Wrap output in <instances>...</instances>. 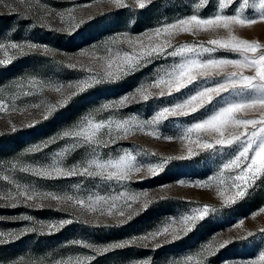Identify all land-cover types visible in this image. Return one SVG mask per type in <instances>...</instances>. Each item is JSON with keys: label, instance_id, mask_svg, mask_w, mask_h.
I'll return each instance as SVG.
<instances>
[{"label": "rangeland", "instance_id": "rangeland-1", "mask_svg": "<svg viewBox=\"0 0 264 264\" xmlns=\"http://www.w3.org/2000/svg\"><path fill=\"white\" fill-rule=\"evenodd\" d=\"M123 3L125 7L122 8L117 7L113 0H24L23 3L20 0H3L0 3V43L34 42L50 50L44 54L43 47L37 50L26 47L21 54L7 47L0 49V60L12 57V62L0 65V100L7 105L5 111L0 112V177L8 175L21 185L36 186L41 192L104 194L113 191L98 179H40L12 170L11 165L15 162L50 163L53 154L69 143L58 139L63 130L89 113H95V109L104 103L125 94L131 95L165 62L155 61L122 80L95 86L74 97L47 120L43 117L44 106L37 109L32 108L31 104L40 103L41 100L56 103L61 97L48 88L43 91H39L38 87L32 88L29 84L31 77L36 76L52 83H75L87 73L67 65L78 61L89 64L86 58L79 55L80 51H90L93 46L103 47L105 42L116 36L125 39L139 35L144 43H148L143 34L164 22H172L190 14L208 18L219 11L218 0H206L199 7L201 0H151L143 9L139 8L137 0H123ZM230 12L234 14L231 5L225 9V13ZM58 13L63 14V19ZM250 14L258 15L255 11L244 13L245 16ZM77 25H80L78 31ZM235 35L241 39L264 42V23L237 28ZM228 37L229 32L221 29L200 31L195 35L181 34L175 38V42L204 43L208 46L206 42L211 38ZM113 47L127 48V44L118 43ZM214 55L234 56L224 50H218ZM25 91L38 94L25 96ZM178 96L139 101L122 109L118 115L120 118L136 115L140 120L150 119L161 106L174 102ZM205 114L202 112L200 116ZM108 115L103 113L97 118L106 119ZM191 120L193 117L170 119L158 126L159 131L162 135L178 134L184 124ZM33 123L35 126H32ZM147 131L130 134L127 139L118 141L112 151L119 153L126 148L146 163H156L169 156L186 155L184 145L179 141L156 139L148 136ZM53 138H57L56 143H49ZM44 144H48V147L43 148ZM34 147L43 150L36 153L28 151ZM227 154L208 153L189 160H172L154 178L141 179V176H146L143 171L134 175L126 187L132 192L147 191L151 204L147 210H140L123 225L117 223L118 216L107 215V207L103 209V215L99 210L88 213L79 206L60 204L46 197H36L32 201L18 197L19 203L13 207L16 201L6 197L10 191H17L16 185L0 179V233L4 234L0 240L11 241L0 243V264H14L18 260L22 264H54L55 261L83 256H94L91 264H139L143 260H148L149 264H175L176 261L187 260L189 256L192 257L189 264H199L201 259L205 260V264H249L253 259L258 261L259 254L264 252V234L259 231L264 228V212L258 211L264 206V181H258L246 198L231 206H223L214 190L179 184L180 180H205L215 173ZM85 155L84 150H77L69 155L66 163L70 166ZM114 190L118 192L120 189L116 187ZM205 204L214 205L216 211L210 213L204 222L184 238L158 248L157 242L139 241L124 249L98 254L72 243L78 240L104 246L139 237L162 226L169 218L178 217L192 207ZM133 208L140 209V205L134 204ZM23 216L31 219H22ZM69 219L73 222L63 227L56 225L58 230H50L51 222ZM241 219L244 224L236 228L235 225ZM26 228L33 231L22 232ZM249 231L255 235L245 239ZM214 234L218 241L230 239L236 242L214 256L204 258L196 255L202 245L214 238ZM13 236L17 238L12 239Z\"/></svg>", "mask_w": 264, "mask_h": 264}, {"label": "snow or ice", "instance_id": "snow-or-ice-1", "mask_svg": "<svg viewBox=\"0 0 264 264\" xmlns=\"http://www.w3.org/2000/svg\"><path fill=\"white\" fill-rule=\"evenodd\" d=\"M2 2L3 0H0V3ZM23 2L24 0H20V3ZM149 2L151 0H137L140 9L145 8ZM205 2L206 0H201L198 7ZM113 3L117 7H125L123 0H113ZM218 4L219 11L211 17L190 14L172 22H164L145 32L143 37L148 43H144V39L139 35L125 39L116 36L105 42L103 47L93 46L90 51H80L79 55L86 58L89 64L78 61L67 65L69 68H79L87 73L75 83H52L40 80L36 76L31 77L29 84L32 88L38 87L39 91L48 88L61 97L56 103L41 100L40 103L31 104L32 108L37 109L43 105V117L47 120L74 97L95 86L122 80L155 61L165 62L131 95L125 94L119 99L104 103L95 109V113H89L63 130L58 139L67 140L69 143L53 154L50 163L15 162L11 165L12 170L28 173L40 179L74 177L98 179L113 191L104 194L41 192L34 185H21L5 175L0 179L15 184L17 188L15 193L10 191L6 197L16 201L12 206H17L18 197H23L26 201L46 197L60 204L70 203L79 206L88 213H96L99 210L103 215V209L107 207V215L118 216L117 223L123 225L140 210H147L151 204L147 191L132 192L126 187V183L131 181L134 175L143 171L146 176H141V179L154 178L172 160H189L208 153L228 154L219 163L213 175L207 176L205 180H180L181 186L214 190L216 198L223 206H231L246 198L258 181H264V42L241 39L235 35L237 28L250 27L258 22L264 23V0H218ZM230 5L234 8V14L225 13V9ZM245 11L249 13L255 11L258 15L245 16ZM58 15L63 19L62 13ZM76 27L78 31L80 25ZM221 29L227 30L229 37L211 38L206 42L208 46L204 43L175 42V38L181 34L195 35L200 31ZM118 43H126L127 48L113 47ZM6 47L18 50L21 54L26 47L31 50L43 47L44 54L50 51L47 46L34 42H10L7 45L0 43V49ZM218 50L233 53L234 56L217 57L214 54ZM10 62L12 57L0 60V65H7ZM37 94L38 92L34 91L24 92L25 96ZM177 94L179 96L174 102L161 106L150 119L140 120L136 115L120 118L118 115L122 109L133 103L148 102L152 98H166ZM6 107L5 102L0 100V112H4ZM202 112L206 114L200 116ZM103 113H109L106 119L97 118ZM187 117H193V120L186 122L178 134L162 135L159 131L158 126L170 119ZM146 129L148 130L146 134L156 139L179 141L184 145L186 155L169 156L156 163H146L126 148L119 153L112 151L118 141L127 139L136 131L145 132ZM56 139H51L49 143H56ZM47 147L48 144L43 145V148ZM43 148L34 147L28 151L36 153ZM81 149L85 151V157L69 166L66 163L69 155ZM151 155L154 156L155 153ZM116 187L120 189L118 192L114 190ZM134 204H139L140 209H134ZM125 209L131 211L126 212ZM215 211L214 205L192 207L178 217L169 218L162 226H157L142 236L111 242L104 246L78 240L72 243L92 249L98 254L124 249L139 241L157 242L158 248L184 238ZM258 211L264 212V206ZM21 218L31 219L27 216ZM72 222L70 219L51 222L49 228L58 230L56 225L63 227ZM243 224L244 220L241 219L235 227L240 228ZM30 231L33 229L22 230ZM259 231L264 234V228ZM3 235L0 233V236ZM254 235L255 233L249 231L245 239ZM15 238L17 237H12ZM6 242L11 241L0 240V243ZM235 242L230 239L218 241L214 234V238L202 245L196 255L204 258L214 256ZM94 259V256L70 257L67 260L55 261L54 264H91ZM191 259L189 256L187 260L176 261L175 264H189ZM14 264L22 262L18 260ZM139 264L149 262L143 260ZM199 264H205V260L201 259ZM249 264H264V252L259 254L258 261L253 259Z\"/></svg>", "mask_w": 264, "mask_h": 264}]
</instances>
